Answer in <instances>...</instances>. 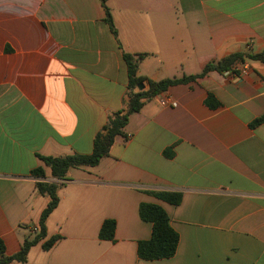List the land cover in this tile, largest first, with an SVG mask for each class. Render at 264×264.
<instances>
[{
	"label": "crops",
	"instance_id": "obj_1",
	"mask_svg": "<svg viewBox=\"0 0 264 264\" xmlns=\"http://www.w3.org/2000/svg\"><path fill=\"white\" fill-rule=\"evenodd\" d=\"M0 0V238L5 255L34 235L57 185L46 237L24 263L264 264V64L245 60L142 99L125 137L94 167L51 177L38 156L88 155L123 107L122 55H143L137 76L158 82L202 72L231 54L264 51V0ZM147 90L146 83H143ZM142 91V90H141ZM135 92H138L135 89ZM208 95L218 105L205 104ZM169 97L175 107L161 106ZM167 153V154H165ZM42 168L43 178L31 171ZM149 192H177V206ZM160 206L178 235L169 259L146 261L140 204ZM106 220L113 240H100ZM59 239L48 249L43 243Z\"/></svg>",
	"mask_w": 264,
	"mask_h": 264
},
{
	"label": "trees",
	"instance_id": "obj_2",
	"mask_svg": "<svg viewBox=\"0 0 264 264\" xmlns=\"http://www.w3.org/2000/svg\"><path fill=\"white\" fill-rule=\"evenodd\" d=\"M101 6L104 11V20L112 35L116 38L117 32L113 25L112 18L106 0H100ZM143 55H129L123 54L122 58L126 65L127 70V89L123 96V107L110 115L106 124L96 134L92 151L88 155L73 154L61 157H44L38 156L43 164L50 169V174L53 179L65 180L67 171L70 168L94 167L108 156L110 148L115 142L116 137H125L124 128L127 124L128 117L131 113L139 111L142 106V99H150L164 91L170 86L186 83L190 80L203 77L210 71H217L220 73L232 71L233 66L243 64L245 60L258 61L264 64V51L257 54H231L217 62L207 63L200 74L195 76L184 77L181 79H164L158 82L147 80L144 77L137 76V65ZM236 72V71H234ZM146 83V91L135 92L139 84ZM211 95H208L205 104L214 108L218 104L213 102ZM264 123V117L255 120L251 126ZM167 154V153H165ZM31 175L38 178L44 177L42 168H35L31 171ZM57 185L54 183H47L39 181L36 183V190L39 194L49 197V201L42 211L36 229L33 231L34 235L26 237L21 245L20 250L11 256L5 255V246L3 240L0 238V264H11L13 262L24 263L26 255L31 247L38 244L46 237L45 220L48 215L55 209L58 203L56 196ZM150 195L166 202L170 205L177 206L180 204L182 196L177 192H149ZM138 214L142 221L148 222L152 226L151 236L146 241L138 242L137 256L141 260L154 261L169 259L174 256L177 245L178 235L170 227L169 218L166 212L158 205L155 204H140ZM115 230V222L106 220L102 223L99 230L100 240H113ZM59 239V236H53L43 243V248L48 249Z\"/></svg>",
	"mask_w": 264,
	"mask_h": 264
},
{
	"label": "built area",
	"instance_id": "obj_3",
	"mask_svg": "<svg viewBox=\"0 0 264 264\" xmlns=\"http://www.w3.org/2000/svg\"><path fill=\"white\" fill-rule=\"evenodd\" d=\"M240 65V64H237L235 66H233L232 68V71H227V72H224V74H230V73H233L234 71L238 70L240 73H244L246 71V68H241V69H237V66ZM160 105L161 106H169V107H175L176 106V103L173 102L169 97H163L162 99H160L159 101Z\"/></svg>",
	"mask_w": 264,
	"mask_h": 264
},
{
	"label": "water",
	"instance_id": "obj_4",
	"mask_svg": "<svg viewBox=\"0 0 264 264\" xmlns=\"http://www.w3.org/2000/svg\"><path fill=\"white\" fill-rule=\"evenodd\" d=\"M136 89H137V91H141V90L144 89V85L143 84H139Z\"/></svg>",
	"mask_w": 264,
	"mask_h": 264
}]
</instances>
